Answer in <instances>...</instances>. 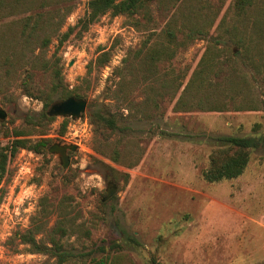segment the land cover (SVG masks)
I'll return each mask as SVG.
<instances>
[{
    "label": "rangeland",
    "instance_id": "1",
    "mask_svg": "<svg viewBox=\"0 0 264 264\" xmlns=\"http://www.w3.org/2000/svg\"><path fill=\"white\" fill-rule=\"evenodd\" d=\"M87 1L0 0V26L50 15L62 33L84 16ZM236 7V0H145L134 18L106 13L80 35L75 29L56 54L62 69L56 90L49 74L39 71L32 96L22 84L24 70L0 81V108L7 112L0 120V150L16 132L32 143L46 141L44 151L19 148L6 161L0 264H59L54 250L38 251L21 240L28 231L43 247H52L53 239L61 244L69 253L63 264H264V144L240 177L214 183L202 177L217 137L264 138V0H254L243 14ZM179 9L190 12L192 23L198 15L204 23L214 20L201 38L186 41V28L177 32L174 54L158 62L159 81L167 85L155 96L158 108L145 107L149 90L140 84L127 87V101L117 99L118 71L129 76L124 59L145 42L164 41L162 31ZM57 44L53 36L47 57ZM211 51L214 60L203 73L211 82L200 93L224 108L182 104L184 85ZM104 52L107 60L98 62ZM69 96L87 100L80 117L40 118L43 98L50 102L47 111ZM102 107L126 129L96 132L89 114ZM55 143L76 147L68 150L65 168L48 151ZM97 175L101 181L83 187ZM109 182L117 191L102 201Z\"/></svg>",
    "mask_w": 264,
    "mask_h": 264
},
{
    "label": "trees",
    "instance_id": "2",
    "mask_svg": "<svg viewBox=\"0 0 264 264\" xmlns=\"http://www.w3.org/2000/svg\"><path fill=\"white\" fill-rule=\"evenodd\" d=\"M174 1L177 2V0ZM144 2L145 0H88L87 10L84 16L78 20V23L75 26L68 27L67 31L62 33L58 32L61 23H58L55 28V21L53 20V16L50 15L45 17L44 15H37L35 18L32 15H29L17 20V22H14L13 24H8L3 27L0 26V81L4 82L10 80L8 77L15 75L18 70H24L27 74L23 79L22 84L26 90V94L32 96L33 93L29 91V88L34 83L33 76L35 72L39 71L49 74L52 80L53 90H56L62 75L60 57L56 54L75 29L77 27L79 28L77 34L80 35L82 32L86 31L92 23L97 21L100 16L105 15L106 13H109L112 16L126 15L130 18H134V16L140 12ZM253 2L254 0H236V12L240 14L245 13L247 7H250ZM178 12V14H173L168 19L162 31L164 33V41L156 42L152 46L145 42L140 48L134 51L133 54H130L132 56L129 58L133 59L132 63H130L129 58L124 59L127 61L126 63L129 64L127 67L130 68L129 76L122 70L118 71L119 80L116 82L118 86L116 92L117 99L122 100L123 102L127 101L128 96L130 95L127 87L131 88L134 84L136 86L140 84L149 90L144 103L145 107L150 106L152 109L158 108V102L156 101L155 96L167 86L165 83L166 81H159L158 62L164 60L165 56L170 57L174 54L176 47L174 42L176 40L177 32H183V29L186 28V41H191L194 38H201L208 34L205 27H211L214 20L213 17H208L209 21L204 23L206 21H203L198 15L195 16V23H192L189 16L190 12L182 9H179ZM175 17L179 19H176ZM133 24L139 26L140 22L135 20ZM195 25L198 26L196 27ZM177 26L182 29H177ZM12 28L14 29L10 36L9 31H11ZM50 28H54V31L50 32ZM53 36H57L58 44L55 53L51 57H47L46 50ZM235 41L242 45L243 37L238 34V38L237 40L235 39ZM212 54L211 51V56H209V58L206 59V57H204L201 59V62L199 63L201 69L198 71L196 69L184 85L180 100L184 98L186 99L181 101L182 104L187 101L188 104H191L190 106L202 110H220L224 108L216 106L218 103L213 100L208 102V98L200 93V90L211 82L207 73L205 75H203V73L206 70L204 64H207V61L212 62L214 60V54L213 56ZM107 55L108 52L102 53L97 61L103 62L107 60ZM214 66L215 65L212 64V68ZM210 69L209 71H211ZM182 86L183 84L180 83L177 89L179 90ZM76 98H80V96H76ZM190 99L193 100L191 101ZM43 100L44 110L40 114V118L52 120L53 117L48 116L46 112V107L49 106L50 102H47L44 98ZM142 111L143 106L142 110H139V112ZM144 115L146 114L143 111V116ZM120 116L123 118V113H120ZM89 118L91 119V123L94 125L96 132L103 128L110 129L111 132L115 131L117 128L120 130L126 129L125 126L122 128V126L118 125L119 119L111 113L110 107H102L91 112ZM106 141L107 140H105V143H108V141ZM217 142L218 144H216L210 152L207 167L202 170V177L210 183L223 180H234L240 177L248 167L254 150L258 146L264 144V138L219 136L217 137ZM45 145L46 141L44 140L32 143L29 138L23 137L21 132H16L13 138L0 150V178H2L5 173L6 161L12 157L19 148H27L36 152H42L44 151ZM116 152L117 151H114V154ZM47 214L48 213L43 216L45 217ZM40 228H37L34 231H39ZM60 231L61 235L65 233L64 229H60ZM19 237L22 241L32 244L38 251H50V253L53 254L52 250H54L59 264H63L67 261L69 253L64 251L63 246L55 239L52 240V247H43L36 243L33 231L23 233L19 235ZM97 264H103V262L99 261Z\"/></svg>",
    "mask_w": 264,
    "mask_h": 264
},
{
    "label": "water",
    "instance_id": "3",
    "mask_svg": "<svg viewBox=\"0 0 264 264\" xmlns=\"http://www.w3.org/2000/svg\"><path fill=\"white\" fill-rule=\"evenodd\" d=\"M87 100L85 98H76L69 96L66 99L54 102L48 108L47 115L50 117L62 116L71 117L73 119L78 118L86 111ZM7 112L0 108V120L5 119ZM76 147L73 145L64 144H52L48 147V151L59 156L62 167L69 165L68 150H75ZM117 191V185L113 182H109L106 189V195L102 198V201L110 199L113 194Z\"/></svg>",
    "mask_w": 264,
    "mask_h": 264
},
{
    "label": "clouds",
    "instance_id": "4",
    "mask_svg": "<svg viewBox=\"0 0 264 264\" xmlns=\"http://www.w3.org/2000/svg\"><path fill=\"white\" fill-rule=\"evenodd\" d=\"M21 102H22V104H24L25 106H27L28 103H29V99H28V97H26V96L22 97V98H21ZM86 166H87V161H86V160H82L81 163H80V167H81V168H85ZM93 179H95V180L98 181V182L101 181V177H99L98 175L95 176V177H89V178L85 181V184H84L83 187H84V188L89 187V186H90V183H91V181H92ZM96 186H100L99 183H98Z\"/></svg>",
    "mask_w": 264,
    "mask_h": 264
}]
</instances>
